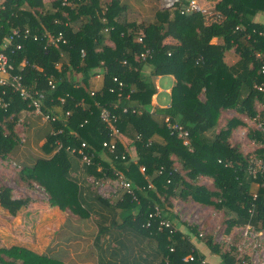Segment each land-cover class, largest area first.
Segmentation results:
<instances>
[{
	"label": "trees",
	"instance_id": "trees-1",
	"mask_svg": "<svg viewBox=\"0 0 264 264\" xmlns=\"http://www.w3.org/2000/svg\"><path fill=\"white\" fill-rule=\"evenodd\" d=\"M212 1L215 12L223 17L220 22L205 25L204 15H180L178 8H170L171 17L161 15L159 24L143 27L140 33L116 22L122 10L116 1L5 0L0 10V50L12 28L29 31V37L16 40L21 49H10L6 54L15 66L25 62L23 81L44 92L43 111L62 118L53 123L54 132L43 145L44 151L56 152L24 170L20 179L26 186L35 183L60 210L85 216L78 187L68 175L71 153L67 148L81 149L91 161L84 165L96 178L122 175L133 185L134 198L124 194L116 206L134 212L125 221L154 240L160 255L157 264L204 261L191 242L192 238L198 239L196 229L185 225L184 230L179 229L182 224L171 210L173 200L222 211L227 217V231L246 226L256 234L264 231V173L252 179L246 172L250 156L257 152L263 158V134L256 125L248 131L249 139L260 147L251 155L244 154L242 143L232 142V133L245 123L239 117L223 114L233 110L256 119V123L261 120L256 118L261 115L257 103L264 104V93L255 86L264 85V24L254 18L259 13L264 15V0ZM102 5L107 7L106 22L101 21ZM59 33L61 40L47 41L48 35L57 37ZM33 35L40 39L33 40ZM166 37L176 43H165ZM212 38L219 42L212 44ZM108 40L113 46L107 44ZM231 50L238 60L228 66L224 56ZM141 54L146 55L142 58ZM98 72L103 75V85L92 91L88 81ZM164 75L175 79L170 104L153 109L151 114V100L156 93L154 78ZM125 107L140 113H132L131 109L124 113ZM24 108L26 102L17 94L0 87L1 159L7 158L18 140L14 131L16 115ZM102 108L114 119L101 120ZM163 116L183 127L188 146L171 134ZM113 129L119 134L114 135ZM119 135L133 141L136 161L130 160ZM155 135L162 138L161 143L153 140ZM104 142L115 143V152L103 147ZM57 143L61 145L58 150ZM103 153L109 156V163L101 160ZM73 155L81 156L77 152ZM200 177L209 178L211 184L201 185ZM253 183L257 184L254 191ZM28 202L27 198L13 200L11 190L0 184V206L9 214L14 215ZM155 207L160 215L149 217ZM160 220L169 221L175 231L160 229ZM204 245L219 256L222 264H234L233 258L221 253L211 238ZM187 255H192L193 261L184 262ZM0 264L61 263L22 246H10L0 248Z\"/></svg>",
	"mask_w": 264,
	"mask_h": 264
},
{
	"label": "crops",
	"instance_id": "crops-1",
	"mask_svg": "<svg viewBox=\"0 0 264 264\" xmlns=\"http://www.w3.org/2000/svg\"><path fill=\"white\" fill-rule=\"evenodd\" d=\"M53 0H44L51 2ZM116 1L122 7L121 13L115 17L119 24H126L128 30L142 32L143 27L159 24L161 15L171 12L164 0H99L110 4ZM201 6L209 12L204 14V23L220 22L223 17L215 12V1L199 0ZM81 19H84L82 16ZM254 21L264 24V15L259 13ZM165 43L174 44L176 41L166 37ZM219 42L218 38H212L211 43ZM107 44L113 46L111 41ZM238 60L233 51L225 53L224 61L230 66ZM149 69L146 70V74ZM156 93L151 100L152 109L167 108L170 104L171 88L175 83L172 75L157 76L154 78ZM103 85L101 72L94 75L88 81L89 89L98 91ZM260 117L264 120V104L257 103ZM227 118L239 117L245 126L239 127L232 133V142L240 141L244 154H250L258 149L260 144L249 139V130L254 129L256 119L238 115L233 110L225 111ZM262 116V117H261ZM161 121L159 116L155 117ZM14 127L17 142L11 148L5 159L0 158V184L11 190L12 199H28L26 206L20 208L14 215L0 206V248L10 246H22L35 254L46 256L61 264H157L159 253L155 249L154 240L138 232L125 219L132 211H122L116 205L125 194L124 190L116 187L117 178H96L91 174L80 158L69 154V177L76 183L79 191V203L85 211V216H79L69 210H60L50 203L45 192L35 183L31 186L20 179V173L35 166L38 160L50 159L56 151L46 152L43 145L47 137L53 132V123L44 119L41 115L27 110L19 111L16 115ZM242 133L244 137L236 139V133ZM118 139L130 160L136 161V150L133 141L128 137L119 135ZM155 142H162V138L155 135ZM253 154V152H252ZM257 154V152L255 153ZM101 160L109 163L107 154L101 155ZM97 181L109 196L104 197L97 192L98 187L92 183ZM201 185H210L207 177L199 178ZM257 184L251 185L254 191ZM35 190L42 192L38 195ZM186 204L181 200H173ZM198 205V204H197ZM172 210V209H171ZM180 229V228H179ZM1 232V231H0ZM6 232V234H5ZM194 247L204 256L207 264H222L219 258L206 251V247L191 239ZM210 255V256H209Z\"/></svg>",
	"mask_w": 264,
	"mask_h": 264
},
{
	"label": "built area",
	"instance_id": "built-area-1",
	"mask_svg": "<svg viewBox=\"0 0 264 264\" xmlns=\"http://www.w3.org/2000/svg\"><path fill=\"white\" fill-rule=\"evenodd\" d=\"M4 1L5 0H0V10L4 9ZM166 6L170 8H178V11L180 15H191V14H201L204 15L206 14V10L201 6L199 0H164ZM101 7V21L106 22L105 19V11L107 10V7L105 6H100ZM104 31H108L107 28L104 29ZM30 33L28 30H20L18 28H12L10 34L6 37L4 40L1 50H0V87L4 89H10L12 92L18 95V97L26 102V109L33 111L39 115H41L44 119L54 123L58 119L62 120L60 116H56V114H50L46 113L43 111L42 108V101L44 100V92L42 90L34 89L32 87L27 86L24 81H23V75H22V70L25 65L24 61H21L18 63L16 66L12 64L10 61L9 56L6 54V51L13 52V50H20L21 49V44L16 43L17 39H26L29 37ZM33 40H38L40 39L39 36L33 35L32 36ZM47 41L50 43H56L57 41L62 39L61 34L59 33L57 37H54L53 35H48L47 36ZM140 41V39H138ZM146 54H141V57L144 58ZM262 73H264V62L261 67ZM116 81V79H114ZM48 85L53 88L54 85L51 80L48 81ZM121 85V83H119ZM256 90L259 92L264 93V85H256L255 86ZM62 101V100H61ZM6 103H3V106L6 107ZM131 109L130 112L132 113H140V111L125 107L123 108V112L127 113ZM149 113H153V109L151 108ZM68 115V112L65 113V116ZM100 118L103 121L110 122L113 118V116L110 115L109 111L105 108L101 109L100 112ZM162 120L165 123L166 128L171 132V134H175L178 139H180L183 143V145L188 146V139H187V132L183 129L182 126L175 124L170 121V118L168 116H163ZM256 129L259 130L263 134V142H264V120H258L256 123ZM54 132V131H53ZM52 132V133H53ZM113 134L118 135L117 129H113ZM57 149L60 148V144L57 143ZM85 147V143L81 144V148ZM103 147H106L111 153L115 152L116 145L115 143L112 142H104ZM263 149H264V143H263ZM67 151H69L71 154H74L75 152L79 153L81 155V161L85 165H89L91 163L90 158L83 153V151L80 149L78 151H75V149L72 148H67ZM122 159H124V156H122ZM141 171H144V168H141ZM247 174L252 177V179H255L258 177V175H262L264 173V154L263 158L258 157L257 155H252L250 156L248 168H247ZM117 183L115 184L116 187H119L124 190L125 194L132 195L134 198V192H133V185L125 180V178L122 175L117 176ZM97 187L98 190L97 192L101 194L104 197H108L109 195L105 193L102 189V186L100 183L98 184L97 181H92ZM38 187V186H37ZM256 196L254 195L253 198ZM155 212L150 214L149 217L152 216H159L160 215V210L155 207L154 208ZM149 226V222L146 224V227ZM159 228H167L169 229L170 232H174L175 228L173 225L167 221V220H160L159 222ZM247 232L245 231L243 233L245 238H252V240H255L258 238L262 233H254L253 231L250 230L248 226L245 227ZM253 250L255 252L253 257L251 256L252 259H250L252 264H257L256 260H261L259 259V253L263 251V248L260 243H254L253 244ZM258 255V257H257ZM194 257L192 255H187L183 258L184 262H190L193 261ZM262 259H264L262 257ZM201 264H206L205 261H202ZM263 264V263H260Z\"/></svg>",
	"mask_w": 264,
	"mask_h": 264
},
{
	"label": "rangeland",
	"instance_id": "rangeland-1",
	"mask_svg": "<svg viewBox=\"0 0 264 264\" xmlns=\"http://www.w3.org/2000/svg\"><path fill=\"white\" fill-rule=\"evenodd\" d=\"M243 137L244 135L242 133L237 132L235 134L236 139H242ZM254 151L255 150H252L251 153ZM254 155L256 154L254 153ZM79 158L81 160V156ZM35 191L38 195H43L42 192L38 190ZM171 209L173 214L177 217V222L182 224V226H178L181 230H184V225L196 229L198 239L193 238V240H197L198 244L204 245V242L208 238H211L212 243L218 247L221 253H227L233 258L234 264H252L250 261V259H252L251 256L256 257L254 256L253 244L260 243L263 251L259 253V259L261 260H256V263L264 264V259H262V257L264 258V231H262V234L255 240H252L250 237H244L243 233L245 231L247 232V230L243 227H234L230 231H227V217L222 211L214 207L197 205L192 201L186 204L175 202ZM0 231V233L4 232L3 229H0ZM205 249L207 252H210L207 247ZM214 257L217 258L219 256L214 255Z\"/></svg>",
	"mask_w": 264,
	"mask_h": 264
}]
</instances>
